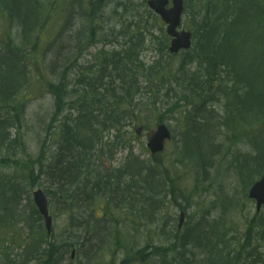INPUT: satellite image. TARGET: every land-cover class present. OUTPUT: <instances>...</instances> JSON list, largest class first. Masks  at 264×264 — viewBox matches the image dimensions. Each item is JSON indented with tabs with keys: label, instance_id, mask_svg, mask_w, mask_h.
<instances>
[{
	"label": "rangeland",
	"instance_id": "obj_1",
	"mask_svg": "<svg viewBox=\"0 0 264 264\" xmlns=\"http://www.w3.org/2000/svg\"><path fill=\"white\" fill-rule=\"evenodd\" d=\"M30 1L38 21L25 37L27 27L8 17L0 0V47L20 50L27 85L19 101L26 89L30 95L22 102L20 124L10 123L7 128L14 141L9 149L12 157L0 164V188L5 190L1 206L6 204L0 209V264H41L39 259L23 258L33 235L45 247L52 244L47 249L49 254L52 250L51 264H210L225 257L228 264H264V210L256 213L247 197L251 175L254 180L259 177L251 167L258 163L254 144L264 143V121L231 122L224 93L218 91L221 82L210 91L202 87L203 65L201 69L195 47L172 58L166 49L155 51L156 46L167 45L165 26L147 10V0ZM185 4L180 30L193 32L205 3L186 0ZM36 38L43 57L31 52ZM131 38L143 44L139 62L147 67L159 60L161 71L156 77L145 70L140 73V90L126 109L130 117L117 132L106 130L108 124H98L110 111L108 97L100 108L91 109L96 124L89 131V136L95 132L90 164L93 173L116 176L132 155L140 159L144 172L134 173L133 179L128 172L120 175L119 190L125 192V201L117 202L121 199L113 194L107 207L101 199L90 204L80 201L72 211L69 194L56 189L42 171L27 180L25 170L33 166L42 170L54 161L60 130L65 124L75 127L82 119L79 81L94 78L100 64L124 50ZM242 54L241 62L247 67L252 55ZM110 71L109 66L104 72L108 78L100 81L102 93ZM222 78L221 90L226 92L230 85ZM206 95L211 97L204 103ZM159 124L167 127L170 140L161 154L151 158L147 136ZM136 127H142L139 137L134 134ZM189 141L195 144L188 145ZM35 189L48 197L51 236H46L43 222L33 212ZM91 214L100 218L96 224L90 222ZM104 216L108 220L101 223ZM72 233L88 240L83 247L75 245L73 260V247L66 253L60 249L75 241Z\"/></svg>",
	"mask_w": 264,
	"mask_h": 264
},
{
	"label": "trees",
	"instance_id": "obj_2",
	"mask_svg": "<svg viewBox=\"0 0 264 264\" xmlns=\"http://www.w3.org/2000/svg\"><path fill=\"white\" fill-rule=\"evenodd\" d=\"M203 1L205 3L204 14L198 24L192 27L195 39L194 52H198V63L201 69L200 64L203 65L202 87L210 91L217 82H221L218 91L224 93L221 96L225 99L227 112L232 115L229 117L231 122L237 120L243 125L258 120L263 122L264 0H218L215 3L210 0ZM1 4L7 10L8 17L17 20L21 26L27 27L24 30V36H28L31 27L36 25L38 19L35 4L30 0H1ZM37 41L38 38L31 46L33 53H37L39 49ZM247 42L250 44H248L249 49ZM7 45L11 47L9 41H7ZM125 47L126 49L120 54L113 53L111 60H104L93 79L84 78L79 81L83 95L79 107L82 119L75 127L68 124L62 127L54 161L42 170L36 166L25 170L27 179H30L36 171H42L54 182L53 186L56 189L64 190L66 194H69L68 198L73 206L80 201L92 203L99 199L106 201V205H108L110 195L113 194L119 195L121 200L117 202H123L125 201V192L119 190L120 175L123 172H128L130 178L133 179L134 173L144 172L142 162L133 157L128 159L123 168L116 172L118 174L116 176L107 172L103 175L99 172L93 173L90 164V152L94 147L92 135L95 132L89 136V131L94 125L93 122L96 124V117L93 116L91 109L93 107L100 108L103 105L104 97H108L110 111L106 113L105 120L98 124L102 127L108 124L110 127L105 128L106 130L110 128L117 132L116 128L120 124L123 128L126 118L130 117V113L126 109L130 108L136 93L140 90L138 84L140 73L145 70L151 77H156L161 71L159 60L147 67L139 62L141 45L139 46L131 39ZM245 47H247L246 50ZM163 49H166L165 45L160 46L159 53H162ZM243 51L246 54L250 52L252 55L247 61L249 63L247 67L246 63L241 62ZM109 65L111 69L110 82L102 93L100 81L102 78H108L106 77L107 73L104 72H107ZM25 68L24 59L21 58L19 49L10 48L7 50L0 47V164L9 161L12 157L9 149L14 141L10 139L7 128L10 123L20 124V110L25 104L22 102L30 96H27L28 89H26L22 95H25L23 100L19 101V96L27 85ZM249 69H251L250 73ZM223 75L228 79L226 83L230 85L226 92L221 90L224 84ZM210 97V95H206V100L203 102L206 103ZM2 112L4 116H1ZM5 116H10L11 119L1 118ZM83 130H88V133ZM254 145L258 163L253 165L257 170H253L259 176L264 172V143L256 141ZM1 154L5 156L2 157ZM148 176L153 177L151 172ZM251 178L253 181L254 175H251ZM145 184L148 190L153 192L151 182L147 181ZM4 192V187H1L0 195ZM5 208L6 204L4 207L1 206L0 200L1 211ZM89 218L90 222H95V224L99 220L95 216ZM74 236L75 241L63 244L60 248L62 251L68 252L70 248L79 245L75 234ZM74 236L73 233L70 234V237ZM109 237L110 234L106 236L105 240H108ZM48 246L52 247V244L45 247L38 238H33L30 249L23 258L30 257V259L42 261L41 264H51L52 250L49 254ZM219 264H228V262Z\"/></svg>",
	"mask_w": 264,
	"mask_h": 264
},
{
	"label": "water",
	"instance_id": "obj_3",
	"mask_svg": "<svg viewBox=\"0 0 264 264\" xmlns=\"http://www.w3.org/2000/svg\"><path fill=\"white\" fill-rule=\"evenodd\" d=\"M148 6L167 24V34L172 38L170 42L169 52L178 53L180 50H188L190 48L191 35L186 32L178 33L177 27L180 25V16L183 11V0H172V7L166 9L168 0H150ZM140 129L136 130L139 134ZM169 139V133L163 125L157 127L156 131L150 136L147 147L151 154L161 152L163 143ZM249 198L256 201V210H260L264 205V176L256 182L249 190ZM35 206L44 219L46 231L49 234L51 230V218L48 216L47 201L42 191L38 190L33 193ZM182 223V215L179 220V227Z\"/></svg>",
	"mask_w": 264,
	"mask_h": 264
}]
</instances>
